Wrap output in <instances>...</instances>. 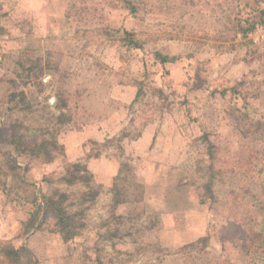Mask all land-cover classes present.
<instances>
[{
    "label": "rangeland",
    "instance_id": "rangeland-1",
    "mask_svg": "<svg viewBox=\"0 0 264 264\" xmlns=\"http://www.w3.org/2000/svg\"><path fill=\"white\" fill-rule=\"evenodd\" d=\"M262 21L264 0H0V112L58 146L0 142V247L27 250L0 264H264ZM56 192L70 224L28 229Z\"/></svg>",
    "mask_w": 264,
    "mask_h": 264
},
{
    "label": "trees",
    "instance_id": "trees-1",
    "mask_svg": "<svg viewBox=\"0 0 264 264\" xmlns=\"http://www.w3.org/2000/svg\"><path fill=\"white\" fill-rule=\"evenodd\" d=\"M160 62H172L175 61V56H170L162 53H155ZM17 94L14 93L12 97H15ZM20 104L18 110H24L25 108H29L27 102H24L20 99ZM14 104L4 107L0 112V142L7 143L9 146H12L13 152L16 154H25L26 156L34 157V155H41L45 153H49L55 148H57V140L54 135L52 128V132L46 130L43 132V128L25 125L18 120L14 119L11 115V111L13 110ZM55 111L51 113V120H54V124L56 126L64 123V115L65 113L62 111V105H55ZM46 128V127H45ZM46 134V135H45ZM10 154V153H8ZM6 156V155H5ZM7 157L13 160V166L11 167L12 176L17 178L20 183L27 184L28 181L21 174L23 168L16 164L15 157ZM78 165V164H77ZM74 164V166H77ZM82 170L86 171L85 166H81ZM65 197L64 193H55L53 195H45L41 193V201L37 202V205L33 212L30 213V224L27 225L28 229L32 228L38 217L40 216L42 211L51 210L56 214L57 224L60 225L61 228H65V226L71 222L73 219V215L66 214L65 208L62 205V199ZM37 199V196L35 195ZM26 227V228H27ZM261 246L264 249V238L261 241ZM21 250L27 251L25 247L15 248L13 245L8 243H3L0 247V257L2 259H10L15 263H19V257L21 254ZM9 257V258H8ZM33 257V255H32ZM34 258V257H33Z\"/></svg>",
    "mask_w": 264,
    "mask_h": 264
},
{
    "label": "built area",
    "instance_id": "built-area-1",
    "mask_svg": "<svg viewBox=\"0 0 264 264\" xmlns=\"http://www.w3.org/2000/svg\"><path fill=\"white\" fill-rule=\"evenodd\" d=\"M252 32L256 35V42L264 43V21L256 23L253 31H248L249 34Z\"/></svg>",
    "mask_w": 264,
    "mask_h": 264
}]
</instances>
